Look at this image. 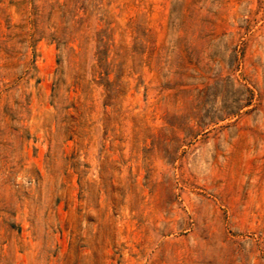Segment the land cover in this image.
I'll list each match as a JSON object with an SVG mask.
<instances>
[{
  "label": "rangeland",
  "instance_id": "rangeland-1",
  "mask_svg": "<svg viewBox=\"0 0 264 264\" xmlns=\"http://www.w3.org/2000/svg\"><path fill=\"white\" fill-rule=\"evenodd\" d=\"M0 264H264V0H0Z\"/></svg>",
  "mask_w": 264,
  "mask_h": 264
}]
</instances>
